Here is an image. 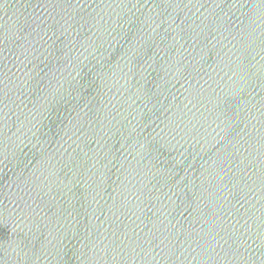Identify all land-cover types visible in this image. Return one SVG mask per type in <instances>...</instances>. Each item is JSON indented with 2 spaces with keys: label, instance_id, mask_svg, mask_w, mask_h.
Here are the masks:
<instances>
[{
  "label": "water",
  "instance_id": "1",
  "mask_svg": "<svg viewBox=\"0 0 264 264\" xmlns=\"http://www.w3.org/2000/svg\"><path fill=\"white\" fill-rule=\"evenodd\" d=\"M0 264H264V0H0Z\"/></svg>",
  "mask_w": 264,
  "mask_h": 264
}]
</instances>
